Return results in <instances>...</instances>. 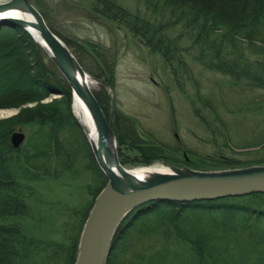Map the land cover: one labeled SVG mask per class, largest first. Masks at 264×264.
<instances>
[{"label":"trees","instance_id":"16d2710c","mask_svg":"<svg viewBox=\"0 0 264 264\" xmlns=\"http://www.w3.org/2000/svg\"><path fill=\"white\" fill-rule=\"evenodd\" d=\"M132 1L137 9L129 8L120 0H90V9L111 27L125 30L151 53L159 55L183 94L186 83L194 77L191 63L229 78L236 86L264 90V0H253V7L248 0H243L241 16L233 19L215 13L203 1ZM45 19L83 69L101 85L112 88L116 66L112 51L90 40L65 38ZM22 78L35 83V90H26L15 99L12 95L17 91L12 87ZM192 81L196 85L195 78ZM0 90L5 94L0 95V108L19 107L21 103L40 101L51 94L61 96L50 105L25 109L0 122V264H75L85 221L107 183L91 149H88L91 164L99 181L93 183L96 186L88 187L90 200L84 207L73 211L79 220L68 226L63 242L51 246L32 235L24 225L39 214L33 204L37 191L30 182L58 178L63 155L68 153L63 147L62 133L67 126L78 125L71 115L70 86L28 33L19 27L0 25ZM95 95L107 119L113 121L124 166H151L159 162L191 167L198 160L185 156V152L179 154L176 146L163 144L153 137L144 139L136 120L118 112L109 97ZM189 100L195 117L212 135L219 133L220 137L231 138V125L211 96L196 86ZM214 125L220 129L215 131ZM19 129H27L28 136L15 149L11 136ZM224 144L227 148L228 143ZM236 145L239 149L261 146L258 143ZM220 148L197 162V167L202 170L234 168L238 162ZM262 199L264 194L215 201L147 203L122 222L106 264H264Z\"/></svg>","mask_w":264,"mask_h":264},{"label":"rangeland","instance_id":"374dc122","mask_svg":"<svg viewBox=\"0 0 264 264\" xmlns=\"http://www.w3.org/2000/svg\"><path fill=\"white\" fill-rule=\"evenodd\" d=\"M30 1L50 20V26L65 38L78 41L90 40L112 51L116 59L114 86L109 88L101 85L89 74L94 81L92 91L104 99L109 97L110 101L115 102L114 106L118 112L121 111L136 120L144 139L149 140L153 137L163 144L176 146L179 154L186 152L193 158H198L195 164L188 167L197 171H225L264 166V90H250L236 86L229 78L207 72L191 63L190 68L194 72V77L191 79L195 78L196 85L192 80L188 81L185 85L186 93L183 94L176 86L162 58L151 53L130 33L111 27L103 18L93 14L90 0ZM120 1L132 9L138 7L132 0ZM197 1L206 2L215 13L225 18L233 19L234 16H241L240 8L243 0ZM248 2L250 7L254 6L253 0ZM35 86V83H29V80L22 78L21 82L12 87L17 91L12 96H20L26 90L33 91ZM196 86L203 94L211 96L216 101L222 116L231 125V128L229 127L232 132L231 138L220 137L219 133L212 135L211 130L195 117L189 99L193 98ZM0 95H5L3 90H0ZM59 99H61L60 95L51 94L40 101L21 103L19 107H1L0 122L17 116L25 109L50 105ZM71 115L73 122H77L74 114ZM214 128L215 131L220 129L218 125H214ZM22 131L28 136L27 129ZM228 135L230 136V133ZM61 138L64 142L63 147L68 153L67 156L63 155L64 163L58 178H42L31 182L27 180L37 191L33 204L39 214L35 216L34 221L31 220L24 225L32 231V235L51 246L63 242L68 226L79 220L78 216H74L73 211L84 207L90 200L88 187L96 186L93 183L99 181L88 151L91 146L79 125L67 126ZM224 143H228L227 148ZM254 143L261 146L239 149L236 145ZM219 147L238 162L234 168L202 170L197 167V162L205 157L209 158ZM160 165L166 166L155 162L147 167ZM21 177L25 180L22 175ZM261 208L264 209V199L261 200Z\"/></svg>","mask_w":264,"mask_h":264},{"label":"water","instance_id":"95a60500","mask_svg":"<svg viewBox=\"0 0 264 264\" xmlns=\"http://www.w3.org/2000/svg\"><path fill=\"white\" fill-rule=\"evenodd\" d=\"M7 10H20L31 16L32 21L0 18V25L22 28L48 54L69 84L73 96L83 101L90 111L97 129L96 141L88 140L95 160L108 182L96 198L85 222L75 264H106L113 238L121 223L130 212L146 203L165 200L213 201L264 194V166L225 171L169 167V171L157 172L147 178L124 167L117 152V139L112 124L107 121L91 88L79 80V76H90L70 49L51 31L41 12L29 0L0 3V12ZM28 27L38 31L42 42L32 36ZM79 125L85 131L80 122ZM25 138L23 132L14 133L13 146L19 148Z\"/></svg>","mask_w":264,"mask_h":264},{"label":"bare ground","instance_id":"6f19581e","mask_svg":"<svg viewBox=\"0 0 264 264\" xmlns=\"http://www.w3.org/2000/svg\"><path fill=\"white\" fill-rule=\"evenodd\" d=\"M3 1L5 2V0H0V2ZM4 17L32 21V18L28 13L20 10H7L4 12H0V18ZM27 29L36 40H41L37 30L31 27H28ZM40 42H42V40ZM79 80L82 83L85 82L91 89L94 86L93 80L90 77L79 76ZM19 97L20 96H17L15 97V99H18ZM72 109L76 119L82 124L90 141L95 142L97 137V129L93 121L92 115L86 105L78 97L74 96ZM131 170H134V172L137 173L139 176H142V178H147L151 174L157 172L169 171L167 167L162 165L153 167H139Z\"/></svg>","mask_w":264,"mask_h":264}]
</instances>
